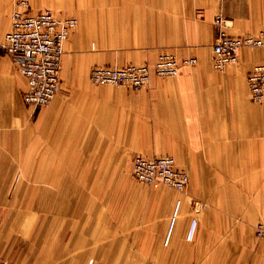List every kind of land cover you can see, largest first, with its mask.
<instances>
[{
    "label": "crops",
    "instance_id": "obj_1",
    "mask_svg": "<svg viewBox=\"0 0 264 264\" xmlns=\"http://www.w3.org/2000/svg\"><path fill=\"white\" fill-rule=\"evenodd\" d=\"M12 4L0 3V43ZM89 4L118 30L105 38L111 52L103 62L151 65L166 52L197 64L174 78L153 76L140 91L93 86L91 57L74 55L68 45L58 99L33 110L23 102L24 77L0 47V257L19 264H264V242L257 243L252 230L264 220V177L259 183L226 178L238 171L239 154H264V109L250 101L247 86L262 53L243 50L224 72L215 71L212 54L215 20H224L229 36H258L264 0ZM124 24L134 44L123 43ZM75 58L82 70L70 69ZM119 144L127 154H188L181 163L191 176L188 193L133 183L121 186L133 193L124 198H104L94 189L89 198V186L71 182L70 171L63 184L39 183L33 180L39 163L26 161L41 148L53 156L117 159Z\"/></svg>",
    "mask_w": 264,
    "mask_h": 264
},
{
    "label": "built area",
    "instance_id": "obj_2",
    "mask_svg": "<svg viewBox=\"0 0 264 264\" xmlns=\"http://www.w3.org/2000/svg\"><path fill=\"white\" fill-rule=\"evenodd\" d=\"M28 3H22L13 13L10 30L4 38L3 48L26 81L24 104L33 110L42 109L57 96L59 73L64 45L77 27V21L59 20L51 12L37 15L29 13ZM220 22H218L219 24ZM244 49L264 50V30L258 37L231 38L220 32L213 46V67L223 72L236 65ZM195 59L178 63L174 56L163 55L155 66L158 77H176L181 67H193ZM149 67L127 66L125 68H96L90 81L93 85L125 86L139 91L151 82ZM250 96L253 103L264 102V64L255 66L247 75ZM134 177L145 185L163 184L183 192L189 177L177 170L175 160L161 157L153 160L138 158L134 162Z\"/></svg>",
    "mask_w": 264,
    "mask_h": 264
},
{
    "label": "rangeland",
    "instance_id": "obj_3",
    "mask_svg": "<svg viewBox=\"0 0 264 264\" xmlns=\"http://www.w3.org/2000/svg\"><path fill=\"white\" fill-rule=\"evenodd\" d=\"M8 1L10 0H0V3H4ZM90 1H94V0H11V3H13L12 4L13 9L10 15V21H11L13 13L19 8V6L23 2L28 3V8L24 10H27L29 13L33 15H37L42 12L49 11L59 20H70V19L76 20L77 27L69 35L68 41L64 45V52H65L66 46L70 45L71 46L70 51L73 52L74 55L90 56L91 57L90 59L92 61L91 63H89V66H88L90 77H91L92 71L96 68H125L127 66L149 67L152 72V77H153V76H156L154 74L155 66L160 60V57L163 55L174 56L178 63H182L184 60L192 59V58L190 59L186 58V59L181 60L177 58L174 54L163 52L159 56H157L156 61L154 62V64H151V65L130 63V64H126L122 66L119 64H115V63L103 62V58L106 55H109V53L111 52L110 48L105 46V43H104L105 38H107L110 41L112 39L111 34H116L118 30L115 29L116 27H113L109 23H106L102 17L100 16L97 17L98 9L94 8V4L93 5L89 4ZM82 9H84L86 13L84 17L82 16L83 15ZM218 22L220 23L218 24ZM96 25H98V27ZM224 25H225L224 20L221 17L215 20V26L219 28L218 35L222 31L228 37H231V38H245V37L229 36V34H227L224 31V28H225ZM127 27L128 26L124 24V30H122V34H121L122 41L123 43H126V44H134V41H133L134 32L133 30H129ZM98 29L99 31L97 34ZM218 35L216 37V41L218 40ZM258 36H255V37H258ZM246 37H250V36H246ZM4 38H3V42L0 43L2 44L0 46L2 48L4 45ZM3 50L5 51L4 48ZM247 50H251V49H247ZM253 51L261 52L262 59L261 61H258L252 67V69L255 66L264 64V50L255 49ZM5 53L7 54L6 51ZM212 54H213V48H212ZM73 63L74 65L70 69L77 70V71L83 69L82 68L83 61L75 58ZM251 70L249 71V73L251 72ZM90 77H89V81H90ZM167 78H174V77H167ZM59 80H60L59 90H58L57 96L52 101V103H54L58 99L59 94H60V88L62 85L60 73H59ZM93 86H98V85H93ZM102 86H111V85H102ZM148 86L144 88H147ZM247 86H248V83H247ZM122 87H125V86H122ZM248 90H249V86H248ZM249 97H250V101L252 102L250 91H249ZM50 105L42 109H46ZM256 105H260L264 109V102L261 104L256 103ZM78 149H79L78 144H76L74 150H78ZM119 151H121L122 154H120L117 159L110 156L108 158H105L103 161H101L97 159L96 154H55V156H53L52 154H47V152L41 148V151H39L41 152V154H34L33 155L34 158L27 159L26 161H28V163L32 162L33 165H35V162H38L40 165V168L33 172V180H35V182L43 183V182L50 181V182H53V184H63L65 183L66 180L69 179V176L67 173H65V171L66 172L70 171L71 182H75L79 184L80 186L81 184L84 186L86 185L89 186L87 197L91 198L95 196V192H96V195H100L101 197H104V198H110V197L124 198L125 195L133 194V193L130 190L121 191V186L123 184L127 185V184L134 183V184H141L143 186L145 185V184L138 182L134 177V162L136 159L144 158L147 160H153V159L161 158V157H171L175 160L177 170L185 172L189 177V181H188L186 189L183 192H179L163 184H154V185H145V186H149V188L154 186L162 190L164 189L163 191L170 192V194L175 193L174 196H177L178 194L185 195L188 193V187H189V184L191 183V176L182 167L183 165L181 164L183 163V161H185L184 157H186L188 154H177L179 158H176L175 154H170V153L127 154L125 153L127 149H125L124 145L122 144H119ZM234 157L235 155L233 154L232 158ZM177 159L180 160L179 165L177 163ZM240 161L242 163L241 168L238 166ZM27 166H29V164ZM232 166H234L233 163H232ZM51 167L53 168V170L48 171L51 169ZM237 167H238V171L236 173L232 171L233 175L232 174L226 175L227 180H230L231 176H234L237 182H240V183H244V182L251 183L257 180L259 183L260 182L259 178L261 179L262 176L264 177V154H239V156L237 157ZM244 167L247 168L249 172L248 174L244 173V169H245ZM230 169L231 168H228L227 171H229ZM239 169H241V171H239ZM251 173H253L254 176H251ZM25 177L27 178V175H25ZM112 183L115 184L114 187H112ZM99 184H104L105 186L102 185L101 187H97V185ZM116 184H119V187H117ZM97 188L101 190H96ZM92 189H94L95 192ZM139 194H140L139 191H135L136 197H140ZM199 209H203L205 211L207 207L202 206V207H199ZM252 230H253V234H254V238L256 239V242L257 243L264 242V220H259L258 222H256L253 225ZM0 264H19V263L15 262L11 258H7V257L1 258L0 257Z\"/></svg>",
    "mask_w": 264,
    "mask_h": 264
}]
</instances>
